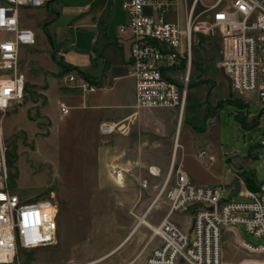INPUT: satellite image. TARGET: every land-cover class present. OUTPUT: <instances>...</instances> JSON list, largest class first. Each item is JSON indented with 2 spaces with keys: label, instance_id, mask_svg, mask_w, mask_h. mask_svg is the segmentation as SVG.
I'll use <instances>...</instances> for the list:
<instances>
[{
  "label": "rangeland",
  "instance_id": "374dc122",
  "mask_svg": "<svg viewBox=\"0 0 264 264\" xmlns=\"http://www.w3.org/2000/svg\"><path fill=\"white\" fill-rule=\"evenodd\" d=\"M50 1L47 12L41 8L23 7L20 10L22 23L35 31L38 43L43 38V28H47L41 23L42 18L46 21L61 14L56 22L58 35L64 39L72 34L74 24L72 27L69 24L87 0ZM215 2L201 0L197 6V19L208 20L209 12L204 11H209ZM177 15L184 20L183 5L170 13L169 18L175 20ZM88 21L92 23L90 17ZM48 30L44 31L46 35ZM202 40V44L193 49L194 58L200 59L202 68H193L188 98L199 94L201 100L210 103L207 106L211 110L192 117L184 115L177 157L180 158L184 151L183 134L188 127H194L196 142L203 139L207 151H210L208 147L216 149L217 145L224 146L227 151L240 146L247 154L252 147L262 144L264 107L260 102L251 103L247 116L253 121L249 126L242 124V109L226 98L228 78L218 66L220 40L218 36H205ZM78 58L77 52L71 51L63 62L73 70L79 66L74 65ZM38 60V65H23L22 55L20 70L26 79L25 95L2 120L8 186L24 201L51 200L58 208V228L54 244L22 250L15 262L147 264L148 256L160 245V239L144 225L135 231L134 228L154 202L165 180L172 159L178 116L173 110L168 113V109L163 108L141 109L154 114L146 115L140 122V109L133 107L132 79L125 77L113 88L101 89L88 99L89 106L94 103L104 105L107 109L103 111L107 114L131 112L116 120L129 124L127 133L103 135L100 129L105 119L98 117L97 110L88 107L71 110L65 115L60 112L62 103L77 106L75 97L82 100L80 91L84 92L63 78L70 72L68 69L58 65L52 67L51 61L44 57ZM207 80L217 84L215 87L209 83L211 91L199 84V81ZM214 114L212 132L205 133ZM158 119L165 124L159 123ZM248 142L250 146L246 148ZM190 149L198 154L196 148ZM252 152L258 153L261 160L264 158V147ZM195 154L188 155L185 163L193 182L205 185L216 181L214 171L217 167L206 160L196 159ZM162 163L166 165L162 167ZM113 167L121 171L123 180L117 179ZM151 167L161 168L160 175L152 176L149 173ZM178 167L176 161L175 168ZM174 179L175 174L172 182ZM223 196L228 198L229 193L225 190ZM232 198L241 200L239 194ZM168 210L169 204L162 196L150 210L147 220L156 226ZM172 220L185 232H192L191 212L175 213ZM243 241L252 245L264 243L263 239L248 234L243 225L222 229V264H264V253L247 249Z\"/></svg>",
  "mask_w": 264,
  "mask_h": 264
},
{
  "label": "built area",
  "instance_id": "2783aa9c",
  "mask_svg": "<svg viewBox=\"0 0 264 264\" xmlns=\"http://www.w3.org/2000/svg\"><path fill=\"white\" fill-rule=\"evenodd\" d=\"M50 0H0V264H19L22 250L55 243L58 208L51 200L24 201L8 186L6 147L2 120L7 111L23 100L26 79L20 70L22 47L36 45L35 32L21 23L20 10L40 8ZM201 0H126L123 8L127 24L120 30L129 34L127 57L129 76L135 83V106L139 109H176L180 122L186 112L194 68V47L205 36L221 43L219 68L235 93H253L264 107V0H216L208 20H198ZM184 7V20L169 14ZM66 82L83 92H94L98 85L73 72ZM69 108L62 106L63 114ZM129 131L125 121L101 126L103 135ZM264 144V140L262 141ZM206 151L199 156L203 159ZM213 161L212 156L208 157ZM117 179L121 171L113 167ZM152 175L155 172L150 169ZM175 179L172 182V177ZM220 185L194 183L184 169L172 160L155 200L165 197L167 215L151 228L160 239L147 258V264H222V229L243 225L253 237L264 240V178L256 189L239 191L241 200L223 196ZM154 200V201H155ZM55 209V211H54ZM193 214L192 232H185L172 220L175 213ZM243 245L264 253V243Z\"/></svg>",
  "mask_w": 264,
  "mask_h": 264
},
{
  "label": "crops",
  "instance_id": "0c3cea01",
  "mask_svg": "<svg viewBox=\"0 0 264 264\" xmlns=\"http://www.w3.org/2000/svg\"><path fill=\"white\" fill-rule=\"evenodd\" d=\"M124 1L126 0L85 1L83 5H81L80 8L78 9L77 14L72 18V21L70 22L71 24H69L70 27H72L74 24L72 29V34L64 39H60L58 35V24L56 22L57 17L59 18L61 14H59L58 16L56 15L57 16L56 18L53 16L52 19L49 20L46 19V21H44V18H42L41 21L43 22L41 23L46 25L47 28L45 29L43 28V32H42L43 38L42 40L40 39L39 41L40 43H38L37 40L36 45L31 47L21 48L20 61L23 55V61H24L23 65H38V61H39L38 59L40 57H44L45 59L51 61L52 67L54 65H58V67L61 66L63 68L68 69L70 72L75 73L76 75H78L79 78L86 79L90 83L98 85L99 89L94 92L82 93L80 91L82 100H80V97L77 96L75 97L78 103L77 106H69L65 103H62L60 105L61 113H62L61 111L62 106L69 108L70 109L69 113L71 110H76L77 108L78 109L81 108L85 110L88 107H91L92 109H94V111L95 110L98 111L99 118L104 117L105 121H103L102 124L108 122H119L116 120H119L121 117H126L131 113L130 112L128 114L127 113L107 114L104 113L103 109L105 108V106L102 104L94 103L91 104L90 106L88 105V99L90 100L92 93H95L101 89H111L121 79L125 77L131 78L129 76L130 68L127 62V57L129 52V39H128L129 34L123 33L120 30V26L127 24L128 22V14L123 8ZM50 7H51V1H49L46 6L40 8L44 10V12H47ZM88 17H90L92 20L91 24L88 23L89 22ZM22 25L24 27L30 28L23 23ZM46 29H49L47 31L48 32L47 35L44 33ZM71 51L77 52L79 57L77 60L75 59L76 61H74L75 62L74 65H79V66L77 68H74L73 70H70L71 67L70 65L65 64L63 62L64 60L63 58L65 57V55ZM79 55L82 57H80ZM70 72L66 73L65 76L63 77L65 78V80H66V76ZM22 74L24 75V73ZM109 75L111 77H109ZM207 81L208 82H205L203 85L209 88L208 89L209 91H211L212 89L211 87H208L209 83L211 84V86L216 87L217 85L216 83H213L210 80ZM228 83H229V89L226 98L228 101L234 102L235 106L242 109V111L240 112V114L242 113L243 115L241 118L242 124L244 126L245 125L249 126L253 121V118L247 116L249 113V106L253 102H259V100L257 96L253 93L233 92L229 79H228ZM132 88L134 94V104H133L134 107L136 98H135V83L133 79H132ZM195 89H197V87L194 88V90ZM207 103L210 104L207 101L204 102L203 100H201L199 98V94L193 95L191 96L190 100L188 98L187 105L189 111H187L185 114L186 115L189 114V116L192 117L198 115L199 113L202 114L205 111L208 113V110L211 109L209 108V106H207ZM196 104L197 105L199 104V107H197ZM193 105L194 107H192ZM169 110H173V114L177 115L176 109H168V113H171L169 112ZM263 112H264V108L262 110V113ZM149 114H154V113L153 112L148 113L147 111L140 109V122L144 121V117ZM95 115L97 116V114ZM157 121L161 124H165V122L159 121V119ZM211 123L212 124L209 126V128L205 133L212 132L211 126L215 123V114ZM192 128L188 127V129L184 131L183 134L184 151H182L180 158L179 156L177 157V153H176L175 164L177 161V165L181 166L184 169V171L188 174L185 165L186 159L188 155L195 154L192 153L190 148L191 147L196 148L198 151V154H195L196 159L198 160L200 159L201 161L206 160L207 162L212 163L217 167L216 170L214 171V174L217 177L216 181L212 182L211 184H205L202 186H214V185L224 186L226 188V191L229 193V196H231L234 191V188L231 186V182L237 178L239 179L240 182L241 191L250 188L253 189L258 188L259 184L263 181L264 178V158L261 160L259 158V154L253 152H251V156H247V154L245 153L246 151L245 148L242 149L240 148V146L233 148L231 151H227L225 150L224 146L217 145L215 147L216 149L212 147H208L210 148V151H207L203 146V142H204L203 139H201L199 143L196 142L197 141L196 135H194V131L192 130ZM179 135H178V140L180 137ZM263 140H264V135L262 141ZM248 146H250V142L245 143V147L247 148ZM201 151H206L207 153V155L203 159L199 156ZM172 156H173V152H172ZM209 156H212L214 160L209 161L208 159ZM172 160L173 158L171 159V163ZM165 165H166L165 163H162V167ZM117 167L123 169L119 165ZM152 168H155L154 175H152L151 172L149 171V173L152 176L160 175L161 168L151 167V169ZM189 177L192 180V177L191 176ZM141 225L140 222L139 223L137 222L134 231L137 230Z\"/></svg>",
  "mask_w": 264,
  "mask_h": 264
},
{
  "label": "bare ground",
  "instance_id": "6f19581e",
  "mask_svg": "<svg viewBox=\"0 0 264 264\" xmlns=\"http://www.w3.org/2000/svg\"><path fill=\"white\" fill-rule=\"evenodd\" d=\"M181 122L179 121V123H178V126H177V129H176V137H175V142H174V148H173V156H172V158L175 160L176 159V153H177V150H178V148L180 147V143H179V140H178V135H179V132H180V128H181ZM152 170L153 171H155V168H152ZM156 175H157V173H156ZM156 203H158V200L156 201H154L152 204H151V206L148 208V210L144 213V215L143 216H141L140 217V221H138V223L140 222V225L141 224H143V225H145L146 227H148V228H155V226H153V225H151L148 221H147V215H148V213L150 212V210H151V208L156 204ZM54 211H55V209H54ZM139 225V224H138Z\"/></svg>",
  "mask_w": 264,
  "mask_h": 264
},
{
  "label": "water",
  "instance_id": "95a60500",
  "mask_svg": "<svg viewBox=\"0 0 264 264\" xmlns=\"http://www.w3.org/2000/svg\"><path fill=\"white\" fill-rule=\"evenodd\" d=\"M261 147H264V144L262 143V144H258V145H256V146H254V147H252L248 152H247V156H251V152L254 150V149H256V148H261ZM231 186L234 188V191H233V193H232V195H231V197L233 196V195H237L238 194V192L240 191V182H239V179H234L232 182H231Z\"/></svg>",
  "mask_w": 264,
  "mask_h": 264
},
{
  "label": "trees",
  "instance_id": "16d2710c",
  "mask_svg": "<svg viewBox=\"0 0 264 264\" xmlns=\"http://www.w3.org/2000/svg\"><path fill=\"white\" fill-rule=\"evenodd\" d=\"M202 63H201V61H200V59H194V66L198 69V70H200L201 68H202ZM69 71V70H68ZM200 72V71H199ZM200 76L201 75H198V77L200 78ZM206 81H199V84H204ZM250 189H253V188H250Z\"/></svg>",
  "mask_w": 264,
  "mask_h": 264
}]
</instances>
